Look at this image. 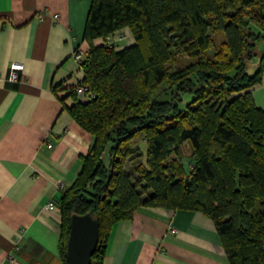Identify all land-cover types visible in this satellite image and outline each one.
<instances>
[{
  "label": "trees",
  "instance_id": "obj_1",
  "mask_svg": "<svg viewBox=\"0 0 264 264\" xmlns=\"http://www.w3.org/2000/svg\"><path fill=\"white\" fill-rule=\"evenodd\" d=\"M123 27L131 44L103 42ZM83 35L102 42L80 61L93 96L66 107L92 141L59 198L62 264L72 213L97 219L102 264L140 205L200 210L230 264H264V0H91Z\"/></svg>",
  "mask_w": 264,
  "mask_h": 264
},
{
  "label": "crops",
  "instance_id": "obj_2",
  "mask_svg": "<svg viewBox=\"0 0 264 264\" xmlns=\"http://www.w3.org/2000/svg\"><path fill=\"white\" fill-rule=\"evenodd\" d=\"M90 4L0 0V264H62L59 198L92 141L66 109L74 94L82 99L74 89L84 72L73 54L102 42L83 35ZM12 62L23 64L15 80ZM250 90L264 110V63ZM102 264L230 263L200 210L140 205L111 226Z\"/></svg>",
  "mask_w": 264,
  "mask_h": 264
},
{
  "label": "water",
  "instance_id": "obj_3",
  "mask_svg": "<svg viewBox=\"0 0 264 264\" xmlns=\"http://www.w3.org/2000/svg\"><path fill=\"white\" fill-rule=\"evenodd\" d=\"M98 240V221L89 212L72 213L65 245L68 264H90Z\"/></svg>",
  "mask_w": 264,
  "mask_h": 264
},
{
  "label": "built area",
  "instance_id": "obj_4",
  "mask_svg": "<svg viewBox=\"0 0 264 264\" xmlns=\"http://www.w3.org/2000/svg\"><path fill=\"white\" fill-rule=\"evenodd\" d=\"M125 39V35L121 30H116L114 32L107 33L105 37L103 38V42L108 46H119L120 41ZM73 56L78 59L82 60L85 57V54L83 51H77L73 54ZM23 68V64L21 62H12L10 64L9 72H8V79L9 80H15L18 76L19 70ZM75 92L78 96H81L82 99H88L91 96H93V93L90 91L89 87L85 84H79L75 87ZM48 147L52 146V143H47ZM56 206L55 202L49 201L47 203L48 208H54ZM170 232H175V228L171 227ZM11 263H14V260L10 261Z\"/></svg>",
  "mask_w": 264,
  "mask_h": 264
},
{
  "label": "rangeland",
  "instance_id": "obj_5",
  "mask_svg": "<svg viewBox=\"0 0 264 264\" xmlns=\"http://www.w3.org/2000/svg\"><path fill=\"white\" fill-rule=\"evenodd\" d=\"M119 30H121L123 33H124V35H125V39L122 41H120V42H122V43H119L120 45L121 44H124V41H126V42H130L129 40L130 39H132V34H131V31H130V29L128 28V27H123V28H121V29H119ZM132 42L134 41L133 39L131 40ZM132 42H130L129 44H131ZM119 45V46H120ZM259 45H261V43L259 44ZM187 59V57L186 56H182V57H180V61H184V60H186ZM255 61H257V57H254L253 58V60H252V62L251 63H249V70L252 72L253 71V66H254V64H255ZM138 139H140V137H137V140ZM140 141V140H139ZM186 144V146L183 148V154H184V157H183V160H184V163H185V165H187L189 162V159L187 158V155H188V153L190 152V148L187 146V142L185 143ZM144 145H145V143H144ZM144 145H143V143H141V147L144 149ZM145 147H146V145H145ZM188 167V166H187ZM130 168V167H129Z\"/></svg>",
  "mask_w": 264,
  "mask_h": 264
}]
</instances>
